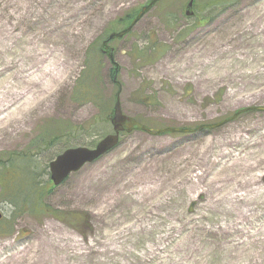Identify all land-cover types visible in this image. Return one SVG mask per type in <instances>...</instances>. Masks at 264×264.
Wrapping results in <instances>:
<instances>
[{"label": "rangeland", "instance_id": "obj_1", "mask_svg": "<svg viewBox=\"0 0 264 264\" xmlns=\"http://www.w3.org/2000/svg\"><path fill=\"white\" fill-rule=\"evenodd\" d=\"M149 1L0 0V163L13 162L4 176L29 165L24 172L44 184L63 149L94 147L117 83L122 112L153 130L194 129L264 106V0H196V17L185 16L187 0L155 4L109 42L111 78L96 48L114 20ZM80 79L92 101L75 100ZM70 127L88 131L49 142ZM10 186L22 189V175ZM47 188L49 214L39 215L0 185V229L10 225L0 264H264V235L254 234L264 230V111L193 133L123 134Z\"/></svg>", "mask_w": 264, "mask_h": 264}, {"label": "water", "instance_id": "obj_2", "mask_svg": "<svg viewBox=\"0 0 264 264\" xmlns=\"http://www.w3.org/2000/svg\"><path fill=\"white\" fill-rule=\"evenodd\" d=\"M161 0H150L147 4H144L139 10V12L133 17L131 20L132 22L125 28H122L120 31H113L108 36L107 39L101 42L100 51L107 56L109 61L114 65L117 69V64L114 60L113 52L114 48L108 45L109 41L113 38H120L124 35L130 33V31L134 28V25L147 13L157 2ZM192 4L193 0H189L186 8V15H190L192 12ZM114 95V104L110 110V114L108 116V121L112 125V132L105 134V137L101 138L94 147H87V146H76L65 149L64 151L60 152L59 155L54 157L50 163L48 171L50 172V180L55 185H61L62 181L65 180L72 172L78 171L80 168L83 167L86 163L94 162V160L98 159L99 157L103 156L106 152L112 150L116 147L120 139V133H129L132 131H143L148 134H161V132H188L193 133L199 130H206V129H214L218 126L224 125L231 120H234L240 113L248 112L250 110L255 111H264V106L257 107V106H250L248 108H242L236 111L233 115L229 116L228 119L219 121L213 124H200L196 126L194 129L189 128H178V127H165L158 130H152L151 128L146 127L141 122H137L133 117L129 115H125L121 110V102L119 101V95L121 89L119 88ZM2 217V213L0 212V220Z\"/></svg>", "mask_w": 264, "mask_h": 264}, {"label": "trees", "instance_id": "obj_3", "mask_svg": "<svg viewBox=\"0 0 264 264\" xmlns=\"http://www.w3.org/2000/svg\"><path fill=\"white\" fill-rule=\"evenodd\" d=\"M231 2H234V0H206V2L204 3V7H206V5H208V6H212V5L221 6V5L227 4V3L231 4ZM196 5H197V3H196V0H195L194 1V7L197 8ZM139 10L140 9L134 11L133 13H127V14L123 15L122 17H120L119 19L114 20L111 23L110 27L105 32L110 34L111 31H118V29L121 30L123 27H126L131 22V20L133 19V17L136 15V13ZM169 22H170L169 25L172 26L176 21L174 19H170ZM185 33L186 32L181 31L180 34H179V38L182 36V34H185ZM152 47H153V45L152 46H148L146 49H149V48H152ZM96 52H99L100 54H102V52L100 51V47L98 49L96 48ZM139 54H140L139 58L141 60H144L146 55L142 54V51L139 52ZM90 62H91V60L88 63L90 64ZM89 71H90L89 68H88V70H85L84 71V75L88 76ZM114 73H115V71L112 68L111 69V74H110L111 78L114 77L113 76ZM83 79H85L86 82H88L87 78H83ZM83 79H80V83L77 86V89H75L77 91V94L75 96V100H77V101H90L91 100L92 101V96H93L92 88L91 89L89 88L88 83L84 84ZM83 85H86L87 87L85 86V89H84V88H82ZM145 101H147V100H145ZM101 113H103L104 116L100 117L99 122L97 123V125L99 127H103L105 129L104 132L100 133V135L103 137V136H105L104 134L107 133L108 127H109V125L111 126V124H109V121H108V116H109L108 110L101 109ZM94 126L95 125H93V127ZM75 129H77V130H75ZM75 129H74V127H70V129H68V130H63V131H60L56 135H51V136L48 137L49 138V142L53 143L55 141H59V139H62L64 137H68L69 135H71V132H72L71 130H75V132H78V133H80V132L82 133L84 131L83 127H82V129H81V127H78V128H75ZM87 131L88 130H85L84 133H86ZM123 134L124 133H122V135ZM43 142L44 141H42V143ZM37 146H39V144H37ZM8 162H5L4 164L0 163V166H2V167H0V185H1V188H2V194H4V196L8 198L7 200H9L10 202L14 203L15 205H17V201H19L20 203L17 206L19 209L21 208L20 206L26 208L25 206L28 205V206H31L32 211L35 214H39V215L40 214H49V208H47L48 206L43 204V199H44V196L46 195V193L48 192V188L47 187L52 185V184H50V181L48 180L44 184H41L40 181H39V183H40V185H39V183L36 182V179H37L38 175H34L30 168H29V173L28 172L27 173L24 172L29 165H27L24 168H19L17 166L18 167V174H16V176H14L12 179H9V177L4 176L2 174V169L13 166V162H11V160H9ZM14 166H15V164H14ZM31 168H33V167H31ZM9 170L10 169L8 168L7 174L12 176V174H10L8 172ZM21 175H22V178H23V180L25 182V186L22 189L10 188L11 187L10 185L16 180V178H18L19 176L21 177ZM9 182H10V184H9ZM53 213L54 212H51V215ZM15 215H16V212H15ZM54 216L57 217L58 219H60L62 222L65 221L67 224H70L65 219L64 216H62V217H60L58 215H54ZM9 226L10 225L7 224V226L5 228L0 229V235H2V234L4 235V234L9 233L10 232V227Z\"/></svg>", "mask_w": 264, "mask_h": 264}, {"label": "bare ground", "instance_id": "obj_4", "mask_svg": "<svg viewBox=\"0 0 264 264\" xmlns=\"http://www.w3.org/2000/svg\"><path fill=\"white\" fill-rule=\"evenodd\" d=\"M48 69L50 70V67ZM1 102H2V100H1ZM2 103L5 104L6 101H3ZM247 168H251V166L250 165H247ZM244 183H247V182L244 181ZM255 193H254L255 198L259 197L258 194H260V193L259 192H255ZM233 197H237V198L240 199V197H238V196H233ZM243 198H246L247 199L246 196H243ZM249 214H253V213L248 212L246 215H249ZM263 228H264V226H263ZM260 232H262L263 235H264V230H262V228L256 229V232L254 234L256 235V233H260Z\"/></svg>", "mask_w": 264, "mask_h": 264}, {"label": "flooded vegetation", "instance_id": "obj_5", "mask_svg": "<svg viewBox=\"0 0 264 264\" xmlns=\"http://www.w3.org/2000/svg\"><path fill=\"white\" fill-rule=\"evenodd\" d=\"M193 8H192V12L190 13V15L189 16H191V17H196V10H195V8L196 7H194V5L192 6ZM185 14V13H184ZM185 16H187L186 14H185Z\"/></svg>", "mask_w": 264, "mask_h": 264}]
</instances>
